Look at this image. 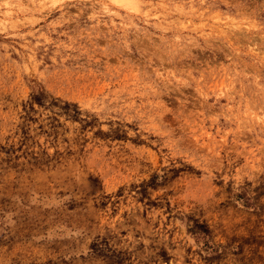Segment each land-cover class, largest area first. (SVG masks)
Wrapping results in <instances>:
<instances>
[{
	"label": "rangeland",
	"instance_id": "rangeland-1",
	"mask_svg": "<svg viewBox=\"0 0 264 264\" xmlns=\"http://www.w3.org/2000/svg\"><path fill=\"white\" fill-rule=\"evenodd\" d=\"M0 264H264V0H0Z\"/></svg>",
	"mask_w": 264,
	"mask_h": 264
}]
</instances>
